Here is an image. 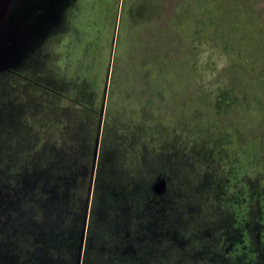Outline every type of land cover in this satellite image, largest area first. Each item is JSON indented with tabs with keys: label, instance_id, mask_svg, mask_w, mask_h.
<instances>
[{
	"label": "rangeland",
	"instance_id": "rangeland-1",
	"mask_svg": "<svg viewBox=\"0 0 264 264\" xmlns=\"http://www.w3.org/2000/svg\"><path fill=\"white\" fill-rule=\"evenodd\" d=\"M173 1L124 12L115 0L109 15V0H0V152L49 139L32 123L73 114L48 91L67 95L76 79L92 106L76 111L82 148L90 112L99 125L75 264H264V0H219L202 34L199 0ZM221 81L234 99L216 111L208 91ZM249 136L252 156L239 146ZM99 149L120 181L104 178L95 200ZM28 249L18 264H47Z\"/></svg>",
	"mask_w": 264,
	"mask_h": 264
},
{
	"label": "trees",
	"instance_id": "trees-1",
	"mask_svg": "<svg viewBox=\"0 0 264 264\" xmlns=\"http://www.w3.org/2000/svg\"><path fill=\"white\" fill-rule=\"evenodd\" d=\"M109 1L107 11L109 15H112L115 0ZM138 1L122 0L121 9L124 12L134 11ZM174 1L176 3L177 0ZM218 1L199 0L201 6L199 13L207 19L200 26L201 34L202 29L206 26L205 22L214 18V9H216ZM250 3V0H244L243 4L250 6ZM124 12L123 14H125ZM241 14V18L247 19V22L251 20L248 13L243 14L242 12ZM73 72L76 73V76L80 74L76 70ZM79 77L81 76L79 75ZM79 81L76 79L67 95L58 88L49 87L50 91L48 92L53 97L64 95L75 101L73 114H69L67 118L54 124L51 121H45L42 126L39 122L32 123L33 130L44 131L45 126H48L47 130L51 131V135L46 137L49 139H45L44 136L33 140V136H31L26 140L18 141L22 147L19 151L9 150L11 152L5 155L0 152V260L2 261L11 260L13 264H18L17 260L20 261L19 258L25 255L28 248L34 249L33 253L36 254L34 257L47 264H75L78 261L80 227L74 224V219H79L81 215V197L83 196H79L77 190L84 187L85 183L87 184L88 168L99 126L96 115L90 112L94 117L88 124L90 139L87 141V149L82 148V140L77 135L80 133L81 125L78 121L79 118H75L78 116L76 111L85 113L86 109L91 110L92 106L88 102V98L84 97L81 92L86 87L82 89ZM226 86V83L221 81L213 87H209V102L216 111H225L224 105L229 106L234 99ZM64 130L69 131V134H58ZM70 132L72 136H70ZM231 141L237 145L235 136ZM241 143L243 144L239 145L240 148L247 149V153L251 156L259 147L258 137L249 136ZM235 150L241 157L242 154L237 146ZM97 164L95 200L100 199L102 195L101 185L104 178L111 179L112 186H118L120 181L119 173L111 174L114 172H110V177L105 176L104 149H99ZM253 168L254 165L243 162L238 166L237 172L241 176L250 175ZM114 179L119 181H113ZM160 181L161 179H158L153 184L154 189ZM120 192L123 190L119 191V194ZM78 198H81L80 201ZM3 233H6V236L2 240ZM261 237L264 239V233ZM4 255L11 259H6ZM26 259L27 255H25Z\"/></svg>",
	"mask_w": 264,
	"mask_h": 264
},
{
	"label": "bare ground",
	"instance_id": "bare-ground-1",
	"mask_svg": "<svg viewBox=\"0 0 264 264\" xmlns=\"http://www.w3.org/2000/svg\"><path fill=\"white\" fill-rule=\"evenodd\" d=\"M7 11V10H6ZM4 15V14H3Z\"/></svg>",
	"mask_w": 264,
	"mask_h": 264
}]
</instances>
